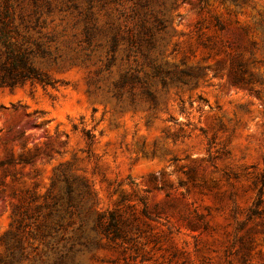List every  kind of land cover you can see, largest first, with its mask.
<instances>
[{
	"label": "rangeland",
	"instance_id": "1",
	"mask_svg": "<svg viewBox=\"0 0 264 264\" xmlns=\"http://www.w3.org/2000/svg\"><path fill=\"white\" fill-rule=\"evenodd\" d=\"M238 3L167 1L158 57L197 76L166 93L155 86V109L112 97L117 67L107 77L99 64L50 70L67 82L57 89L0 87L1 256L6 234L20 237L16 209L34 213L64 171L92 184L90 218L116 210L134 239L87 229L94 246L80 264H264V214L248 216L264 173V0ZM238 63L252 83L232 82Z\"/></svg>",
	"mask_w": 264,
	"mask_h": 264
},
{
	"label": "trees",
	"instance_id": "2",
	"mask_svg": "<svg viewBox=\"0 0 264 264\" xmlns=\"http://www.w3.org/2000/svg\"><path fill=\"white\" fill-rule=\"evenodd\" d=\"M167 1L0 0V87L30 83L57 89L67 82L50 70L99 64L96 73L107 77L117 67L118 77L107 90L112 97L126 100L132 107L140 98L155 109L159 102L155 86L166 93L170 84L189 85L197 76L192 69L171 67L158 57L170 28ZM231 1L239 5L238 0ZM216 25L223 29L219 22ZM229 73L234 84L252 83L251 77L244 76L247 71L242 63L232 65ZM84 135L93 142L91 130L85 129ZM19 162L29 160L20 158ZM260 182L250 218L264 214L260 208L264 173ZM92 200L96 206L91 183L64 171L56 173L44 203L34 213L29 214L22 205L16 209L20 237L6 234V254L0 255V264H80L77 256L94 246L87 229L121 245L132 243L134 239L125 229L128 223L116 210L97 209L90 218ZM143 212L149 216L147 209Z\"/></svg>",
	"mask_w": 264,
	"mask_h": 264
}]
</instances>
